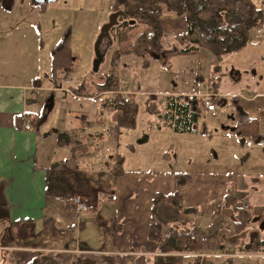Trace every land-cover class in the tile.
Returning <instances> with one entry per match:
<instances>
[{"label":"crops","instance_id":"crops-1","mask_svg":"<svg viewBox=\"0 0 264 264\" xmlns=\"http://www.w3.org/2000/svg\"><path fill=\"white\" fill-rule=\"evenodd\" d=\"M254 4L263 10V6L255 2ZM27 5L30 6H26L24 2L20 6L15 4L10 12L5 11L0 5L1 11L6 13H0V264H14V261L28 264L41 254H58L59 264H73L76 255H80L79 252H90V256L96 260V263L99 260L103 264H111L103 261L104 257H109L113 264H158V259L166 255L161 252L163 244L151 241L148 237L149 226L156 223V219L152 216L153 198L156 194L173 195L175 193L182 197L185 208L199 210L198 215H182L181 222L189 228L198 225L207 235L220 236L218 241L224 246L218 253L184 254L183 261L191 258L193 260L187 263L196 264L197 256L204 255L207 256L206 264H233L236 259L246 258L255 259L256 262L252 264H264V247L261 248L260 240L256 239L251 244V240L245 237V235L264 237V169L258 174H250L247 178L230 176L225 172L190 171L187 175L191 176V182L187 186L177 185L175 175L187 171L185 166L175 162L172 153L174 152L175 158L179 156V141L186 139L187 142L193 144L196 139L198 143L200 137L198 132L178 133L170 128H156L155 130L160 132L167 131L169 140L176 141V144L171 143L169 147L170 144L164 142L156 143L154 140L163 135L151 132L150 137L144 135L141 144H129L130 149L125 150L126 157H123L119 130L114 133V127H117L119 122L117 112L115 109V112L111 111L105 104L102 108L108 115L110 123H103L102 119L97 123L98 126L101 125L108 130L100 132V129L94 128V124L87 123V117L84 123L81 121L73 123L71 118L75 114L72 113L67 116V122L71 128L64 135L65 141L61 142L64 146L62 152L58 153L54 145H50L51 140L46 137L44 126L42 128L40 126L47 123L50 116L48 114L52 112L54 102L49 111L51 99L46 101L43 109H41L40 100L42 93L54 90L50 87L54 48L51 51L48 50L47 53L41 51V42L37 43L34 40L38 26L28 27L31 31L29 36L20 30L24 17L13 13L16 12V8H34L30 0ZM111 7H114V0ZM32 11L29 10V13H38V15L43 13L39 10ZM171 20L176 21L177 19ZM179 20L184 19L181 17ZM40 22L37 19L36 24ZM173 25L176 28V22ZM180 27L186 30V27L183 29L182 23ZM262 28L264 31V22ZM253 32L256 33V31ZM260 42V46H249L243 50V53L261 49L264 58V35ZM201 56L200 65L196 71L197 85L176 91V94H161V96L176 95L194 98L198 94H203L205 87L204 90H200V84L204 83L206 86L207 78L211 77V70L219 66V60L205 49L201 52ZM9 62L22 66L24 70L15 72L8 68L6 71L8 73H5L3 67ZM235 68L236 70L242 69L238 66ZM235 72L233 69V73ZM42 78L46 82L41 81ZM262 83H264V78H262ZM262 83L258 82V91L251 95H243L240 92L225 94L221 93L219 88V93L223 95L221 100L225 102L221 106L223 111L216 114L218 107L214 112L203 108L200 113L208 114L211 118L219 116L222 122L225 119L224 132L231 134V130L235 132L236 119L240 114L236 111V103H239L241 107H244V109L242 107L243 113L261 125L260 120L252 115V113L256 114L257 108H253L251 104L261 101L264 105ZM126 91L131 95L136 93L135 90L126 89ZM76 93L78 96L72 99L83 101L97 99L86 93L83 87L80 92ZM162 105L160 104L159 107H163ZM262 105L258 108L263 107L262 110H264ZM226 109L231 112L225 111ZM26 114H30L31 119L19 125L17 118H22ZM41 115H46V118L40 125L36 120ZM262 116L264 117V113ZM150 117L155 119L157 116L150 112ZM27 122L33 125V129L26 128ZM227 129L230 130L227 131ZM261 132L264 133V126H261ZM105 133L109 135L111 145L116 146L118 155L114 161L115 164L118 160L121 161L120 169L117 164L119 169L117 173L111 171L113 173L106 174V179L112 183L104 186L95 184L94 195L96 196L90 195L103 204L99 217H79L62 198L49 194L48 177L56 164L66 165L68 163L76 167V171L72 170L70 177L78 176L77 188L85 189L86 183L94 184L101 178L103 179L104 174L103 176L100 174V178L96 179L94 177L96 171L92 168L89 177L81 171L83 159L87 157V153L91 154L89 152L93 151L87 149V144L92 143L93 140L98 143L100 136H102L101 141L104 140ZM249 142L252 141H248L246 147L259 153L261 147L249 146ZM243 143H246V140ZM162 145H164L163 148H161ZM171 147H175V150ZM167 149H171L170 152L166 151ZM163 158L169 161V164L184 169L181 172L153 171V167L158 170L162 169ZM223 159L221 155V161ZM253 159H258V157H253ZM218 160H220V153ZM211 164L215 166L216 162ZM230 188H234V192L238 194L235 204L239 205L238 208L234 205L228 207L225 203ZM111 195L117 196L118 199L115 202L109 201L108 197ZM239 210L250 211L253 216L251 226L244 231H240L236 226L239 222ZM70 232L73 234L72 237L78 241L72 239ZM74 241H77V247L80 246L84 250L78 248L73 250Z\"/></svg>","mask_w":264,"mask_h":264},{"label":"rangeland","instance_id":"rangeland-1","mask_svg":"<svg viewBox=\"0 0 264 264\" xmlns=\"http://www.w3.org/2000/svg\"><path fill=\"white\" fill-rule=\"evenodd\" d=\"M252 1L257 5L264 7V0ZM12 2V0H5L4 4L9 5ZM22 2H24L26 6H30L27 5L29 0H15V4L17 6H20ZM31 2L32 0H30V3ZM112 3L113 0H57L45 5L44 8H42V11L41 8L36 7H21L16 8V12L13 13L14 15L24 17L20 30L27 36L31 35V31L28 30V27H31L32 25L38 26L35 30L36 38L34 40H36L37 43L41 42V51L45 53H47L48 50L51 51L52 48H55L56 44L59 41H62L65 34L70 32V47L74 58V65L72 69H68L69 71L66 70L65 72L70 73L73 76V79L70 85L63 84V88H68L71 93L63 92L60 89H57L56 91L52 90V92L50 91L47 93H42L40 100V103L42 104L41 109H43L46 101L50 100L54 96V108L52 112L48 114V116H50L47 123L42 124L40 128L44 126L47 135L46 137L51 140L50 145L53 144L58 153L62 152V147L64 146L61 144V142L65 141L66 137H64V135L71 128L70 124L67 122V116H70L72 113L75 114V116L71 118L73 123L76 121H81L84 123V120L87 117V123L94 124V128L100 129V132H105L108 130L106 127L101 125L98 126L97 122L98 120L100 121V119H102L103 123H110V119L102 107L106 103L111 105L110 107H113L112 102L106 101L116 97V95H106V93H103L102 91L100 92L99 87L103 86L108 75L115 73L113 67L115 68L118 75L120 72L119 78L121 81H124L127 84L124 91H126V89L136 91V95L132 97L134 104L131 106L126 105L123 108L124 112L127 113V119L124 123L132 120L134 121V126L127 127L120 125V129H118L121 155L126 157L125 150L127 149L129 151V144H141L144 135L150 137L149 133L151 132L155 134L161 133L163 135L161 138H156L154 140L156 143L164 142L168 145L170 144L169 147L172 144H176V141L172 142V139L169 140V137L166 133L167 131L160 132L155 130L158 127L156 123L157 119L150 117L148 101L150 98H152L151 94L154 95L156 92L169 90L182 91L186 90V87L196 86V71L197 67L200 65L199 62L202 57L201 52L204 49H200V51L196 54L171 55L170 57L162 58L161 60H157L153 57H147L146 59H132L122 57L120 60H116L118 57V51H111L109 54H106L105 57L99 59L97 54L98 41L102 36V30L105 25L111 22V17L113 14V7H111ZM262 9L264 10V8ZM1 10L2 9H0L1 14H6ZM29 10H33L32 12L39 10L43 13L40 15H38V13L32 14L29 13ZM166 14L171 16L168 13ZM37 19L41 21L38 24H36ZM183 19H185V17H183ZM165 21L163 22L164 32L168 36L164 40L163 46L166 50L165 52L168 54V51L174 50V46L177 45L175 36L184 35L186 33V30H182L180 27L182 23L184 29L186 27V23L184 20L181 21L179 19L176 21L171 19H168L167 22ZM174 22H176V28H174ZM141 31L142 29L131 31L129 36L136 38ZM254 35L255 32H252L251 42L246 48L249 46L258 47L261 45L260 41H255L256 38L254 40ZM111 36H114V32H111ZM112 39L114 38L112 37L111 40ZM53 41L55 42L53 43ZM44 45L45 48L43 49ZM177 47L180 48V45H177ZM101 50L102 48L100 47V52ZM243 50L236 55L234 54L225 57L221 62H219V66H215L211 70L212 83L217 82V84H220L221 93L227 94L232 92H240L243 95H251L252 93L258 91V82L262 83V78H264V58L261 54L262 50L253 49L247 53H243ZM167 54H164L165 57H167ZM235 66L241 67L242 69L236 70ZM8 68L15 72L24 70L22 66H17L14 62H9L8 64L4 65L3 70L5 73H8L6 72ZM233 69H235V73H233ZM62 77L57 81V83L60 81L64 83V77ZM41 81L46 82V80L43 78ZM206 82L209 83L208 80ZM262 85L263 86H261V90H264V83H262ZM56 86L58 87V85ZM56 86L53 85L52 82L50 83V87L56 88ZM82 87L86 90V93H89L92 95V97L97 99L94 101L72 99L73 97L78 96L76 92H80ZM137 87H141L140 92L136 90ZM204 87V83L200 84V90H204ZM160 98L164 97L160 95ZM52 104L53 102L49 107L50 109H52ZM261 105V101L251 104L253 108H257L256 114L252 113V115L260 120L261 125L258 123L259 133L264 135V133L261 132V126H264V117L262 116L264 111H262L263 107L258 108V106ZM217 107L218 109L216 114H219L223 111V108L219 105ZM202 108H200V112H202ZM133 110H135V112H133ZM227 110L230 111L229 109H226L225 111ZM117 116V120H119V115L117 114ZM199 117L200 121L198 125L200 128L198 133L200 137L198 143L196 142V139H194L195 143L193 144L191 142H187L186 139L181 142L179 141V156L175 158L174 152L172 153L175 162L186 167L187 172L182 173L189 174L188 172L190 171H201L202 173L203 171L225 172L230 176L236 175L237 177L247 178L250 174H258L260 171H263L264 147L261 146L258 141L259 136H254L251 134L238 135V132L233 137H227L232 136L234 132L231 130L232 135L224 132L223 127L226 122L225 119L222 122L221 117L219 116L217 118H211L208 116V114L201 113ZM150 121L154 122L151 123ZM205 129H207L206 133L204 132ZM229 130L230 129H227V131ZM58 133H61V135H58ZM114 133H116V127H114ZM105 135L107 137L105 136L104 140L102 139L101 141L102 136H100V138H98V143H95V140H93L92 143L87 144V149L93 151L89 152L91 154L87 153V157L83 159L81 171V173H84L89 177L91 175L90 169L92 168L96 171L94 177L99 179L100 174L102 176L104 174V180L101 178V182H99V180L94 184L86 183L87 186L85 189L82 188L83 192L85 193H73V197L76 195L88 194L86 195L87 197L97 201V199L89 196H96L94 195L95 184L104 186L106 184L112 183L106 179V174H111L115 171L117 164H115L114 158L118 155V153L116 152V146L113 147L111 145L109 135H107V133H105ZM245 135L247 137H243ZM245 140L246 143H243ZM248 141H253L255 147H261L260 152L256 153L254 150L248 149L246 147ZM163 146L164 145H162L161 148H163ZM164 148L166 149L167 147ZM172 148L173 147H171V149ZM171 149H167L166 151L170 152ZM173 150H175V147ZM166 151H164V153ZM219 153L220 160H218ZM251 154H253V156ZM221 155L224 157L222 161ZM245 157H247V159H245ZM253 157H258V159H253ZM164 158L162 159V169L158 170V168L152 166L154 169L153 171L181 172L184 169L182 167L177 168L175 165L169 164V161L165 160ZM214 162H216V165L212 166L211 163ZM58 173L62 175L63 171H59ZM58 173L56 172V175ZM65 175L68 174L64 173L63 176ZM95 216L96 218L99 217V215ZM91 217L94 218L93 216ZM70 235L72 237L73 234L70 232ZM245 237H248L250 240L252 239L251 235H245ZM72 239L75 238L72 237ZM75 240L78 241V239ZM77 241H74L72 249L75 250L78 248L79 250H84L80 246H76ZM70 256L72 257L73 255ZM76 257L78 256L76 255ZM192 260L193 259L189 258L184 260L182 264H189L187 262H191ZM252 262H256V260L248 258L236 259L233 264H252ZM97 263L103 264V262H100L99 260H97Z\"/></svg>","mask_w":264,"mask_h":264},{"label":"trees","instance_id":"trees-1","mask_svg":"<svg viewBox=\"0 0 264 264\" xmlns=\"http://www.w3.org/2000/svg\"><path fill=\"white\" fill-rule=\"evenodd\" d=\"M4 1L0 0V5L6 11H12L14 0L9 5H5ZM32 3L34 7L41 8V11L45 5L50 4L38 5L33 0ZM165 11L171 16H168ZM113 14H119L117 24L110 30L109 34L104 35V38L110 39L113 45L110 49L106 46L104 53L106 55L111 51H118L116 60H120L122 57L132 59L153 57L161 60L171 55L196 54L200 49H205L221 62L225 57L237 54L246 48L250 44L251 33L257 27L262 26L264 22V10L257 8L252 0H114ZM181 17H185L186 33L175 36V41L177 45H180V48L175 45L174 50L168 51V54L170 53L168 56L163 46L164 40L168 36L164 32L163 22ZM138 29H142V31L136 38L129 36L131 31ZM111 32H114V36H111ZM112 37L114 38L113 41L111 40ZM103 39H101L102 41L98 46L99 57H103L100 52ZM164 54H167V57ZM73 65L74 58L70 47V32H67L62 41H59L52 51V84L56 86L62 73L65 70L72 69ZM113 70L115 73L108 75L103 86H100L99 89L100 92L116 95V97L106 101L112 102L113 107H110L111 105L107 103L106 105L110 110L112 108L111 111L115 109L119 115L117 132L120 125L134 126L132 120L124 123L127 119V113L124 112L123 108L126 105L131 106L134 104L132 97L136 94L130 95L132 103H125L124 98L119 94L122 82L119 78L120 72L118 75L114 67ZM210 82H212V76ZM212 84L216 92H219L220 84H217V82ZM136 90L140 92L141 87H137ZM161 94L172 95L176 94V91L169 90L156 92L154 95L151 94L152 98L149 99L150 102L148 101V107L149 111L157 116V128L161 129L164 126L178 133L199 132L200 108H204L205 100L199 97L191 98L176 95L163 96L164 99H161ZM223 103L225 102L222 100L216 101L219 106H222ZM160 104H163V107L160 108ZM236 111L240 114L236 119L233 135L239 132L238 135L251 134L259 136L258 141L264 140V135L259 133L258 122L244 114L239 103H236ZM31 117L30 114H26L22 118L18 117L17 123L23 125ZM45 118L46 115H41L36 121L41 125ZM204 132L206 133L207 129ZM117 164L120 169L121 161L118 160ZM118 167L116 166V173L119 170ZM70 170L76 171V167L68 163L66 165L56 164L51 169V174L48 177L49 194L56 195L59 198L71 199L73 193H85L79 187V189L76 187L79 183V181H76L78 176L71 178L70 173L72 172ZM59 171H63V174L58 173ZM64 173L68 175L63 176ZM120 175H123V173H120ZM175 176L176 183L179 186H187L191 182V176L187 174L180 173ZM236 195L238 194L234 192V188H230V193L225 202L228 207L233 205L236 208L239 207V205H235L237 202ZM68 205L73 208L71 204L68 203ZM184 214L198 215L199 210L185 208L182 197L177 193L173 195L156 194L154 196L152 216L156 219V223L149 226L148 237L151 241L161 242L163 244L161 252L166 255L164 258L158 259V264H182L184 254L218 253L221 248H224L218 241L220 236L207 235L198 225H193L190 228L185 226L181 222V217ZM252 218L250 211L239 210L237 229L244 231L249 228L253 221ZM166 233H169L170 236L167 237ZM256 239L260 240L261 248L264 247V237L259 235L252 237L250 243L253 244ZM58 257V254H41L28 264H58ZM103 261L113 264L109 257H104ZM198 262L199 260L196 264ZM14 264L24 263L14 261ZM73 264L97 263L92 259L78 256Z\"/></svg>","mask_w":264,"mask_h":264},{"label":"built area","instance_id":"built-area-1","mask_svg":"<svg viewBox=\"0 0 264 264\" xmlns=\"http://www.w3.org/2000/svg\"><path fill=\"white\" fill-rule=\"evenodd\" d=\"M264 31L262 29V27H258L256 29V35L255 38L257 41L261 40L263 37ZM63 77H64V83H62V81H60L58 83V88L66 93H71L68 88H63V84L64 85H70L72 83V79L73 76L68 73L65 72L63 73ZM62 77V78H63ZM126 82L122 81L120 84V91L119 94L124 98L125 103H130V93L123 91V88L125 87ZM62 86V87H61ZM200 98H203L205 100V109L208 110L209 112H214L216 111V101H218L222 95L219 94L218 92H216L215 87L208 83L205 86V92L203 94L198 95ZM263 111V110H262ZM26 128L27 129H33V125L30 122L26 123ZM260 145L264 147V140L263 141H259ZM254 143L253 142H249V146H253ZM118 199L117 196L111 195L108 197V200L111 202H115ZM67 203H70L73 205L74 211L77 214V216L79 217H96L95 215H100V209L103 206L102 202L97 200L94 201L93 199L85 196V195H76L74 197H72L71 199L66 200ZM170 235L167 234V237H169ZM199 259L198 264H206L205 263V259L207 256H197Z\"/></svg>","mask_w":264,"mask_h":264},{"label":"water","instance_id":"water-1","mask_svg":"<svg viewBox=\"0 0 264 264\" xmlns=\"http://www.w3.org/2000/svg\"><path fill=\"white\" fill-rule=\"evenodd\" d=\"M33 1H34V3H36L38 5H41V4L44 5V4L54 2L55 0H33ZM118 18H119V14H112L111 22L109 24H106L102 30V36L100 37V39L98 41V46H99V43L102 41L101 39L104 38V35L106 36L107 34H109L110 30L117 24ZM97 54L99 57L98 48H97ZM99 59H102V57H99ZM51 101L54 102L53 98H51ZM50 110L51 109L49 108V111Z\"/></svg>","mask_w":264,"mask_h":264},{"label":"flooded vegetation","instance_id":"flooded-vegetation-1","mask_svg":"<svg viewBox=\"0 0 264 264\" xmlns=\"http://www.w3.org/2000/svg\"><path fill=\"white\" fill-rule=\"evenodd\" d=\"M113 43L110 41V39L104 38L103 42L101 43V54L104 57L105 56V47L107 46L109 49L112 47Z\"/></svg>","mask_w":264,"mask_h":264}]
</instances>
